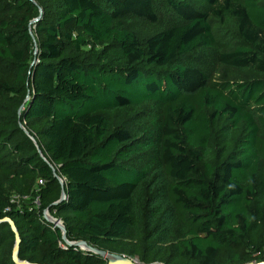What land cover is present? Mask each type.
<instances>
[{"label":"trees","instance_id":"16d2710c","mask_svg":"<svg viewBox=\"0 0 264 264\" xmlns=\"http://www.w3.org/2000/svg\"><path fill=\"white\" fill-rule=\"evenodd\" d=\"M161 4L181 22L160 27ZM203 4L0 0V264H21L8 218L41 264L107 263L79 239L145 263L264 259V0ZM203 49L244 78L187 59Z\"/></svg>","mask_w":264,"mask_h":264},{"label":"rangeland","instance_id":"374dc122","mask_svg":"<svg viewBox=\"0 0 264 264\" xmlns=\"http://www.w3.org/2000/svg\"><path fill=\"white\" fill-rule=\"evenodd\" d=\"M190 2H192L196 7L204 8L203 0H190ZM158 16L160 27H168L181 22V19L177 16V14H175V12L166 4H161ZM129 19L130 29L134 30L141 37L148 36L154 30L152 27L148 26L144 22H141L135 17H130ZM187 59L198 62L199 65L214 79L240 80L244 78V75L238 71L232 70L228 67H221L217 60V54L214 50L203 49L197 51L196 53H194V56H190ZM141 110L142 114L139 116V119L145 120V123L148 124L149 119L151 118V114L148 112L149 109L148 107H144ZM19 199V194H12V200L19 203Z\"/></svg>","mask_w":264,"mask_h":264},{"label":"water","instance_id":"95a60500","mask_svg":"<svg viewBox=\"0 0 264 264\" xmlns=\"http://www.w3.org/2000/svg\"><path fill=\"white\" fill-rule=\"evenodd\" d=\"M36 20L37 19H34L33 22ZM64 193H65V191L63 189L62 196L64 195ZM8 219L11 222L14 230L16 231V242H15V247H14V258H15V260L21 264H41V263L30 262L28 260L19 258V246H20L21 237H20V234L16 228L14 221L11 218H8ZM51 219L53 221L55 220L58 223V225L63 229L64 237L67 239L66 228H65L63 221H59L55 217H52ZM70 242L80 246L81 248H84L86 250H92L93 252H96V253L102 255L103 257H105L107 259L106 264H165L161 261H153L151 263H145L143 261H140L138 257H132L130 255H126V254L110 251L107 249L99 248V247L91 244L90 242H88L85 239H79V240H74V241H70ZM231 264H264V259L261 261H257L255 259H252V260L245 261V262L231 263Z\"/></svg>","mask_w":264,"mask_h":264},{"label":"built area","instance_id":"2783aa9c","mask_svg":"<svg viewBox=\"0 0 264 264\" xmlns=\"http://www.w3.org/2000/svg\"><path fill=\"white\" fill-rule=\"evenodd\" d=\"M40 182H43V180L41 179ZM24 197H27V195H24ZM35 200H36V203L39 205L40 202H41L40 197L37 196ZM44 214H45V216H46L48 219H50V220H52V219H51L52 217H55V216L52 214V212L49 211V209H45V210H44ZM55 218H57V217H55ZM57 219H58L59 221H62V219H60V218H57ZM52 221H53V220H52ZM54 222H55L56 224H58L55 220H54Z\"/></svg>","mask_w":264,"mask_h":264}]
</instances>
